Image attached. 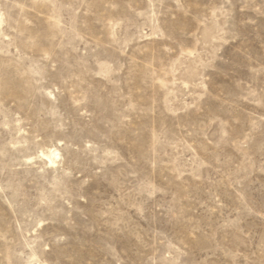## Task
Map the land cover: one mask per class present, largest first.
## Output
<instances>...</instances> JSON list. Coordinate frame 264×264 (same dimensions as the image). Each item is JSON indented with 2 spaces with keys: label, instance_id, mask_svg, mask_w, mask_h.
I'll return each instance as SVG.
<instances>
[{
  "label": "rangeland",
  "instance_id": "1",
  "mask_svg": "<svg viewBox=\"0 0 264 264\" xmlns=\"http://www.w3.org/2000/svg\"><path fill=\"white\" fill-rule=\"evenodd\" d=\"M0 14V264H264V0Z\"/></svg>",
  "mask_w": 264,
  "mask_h": 264
},
{
  "label": "bare ground",
  "instance_id": "2",
  "mask_svg": "<svg viewBox=\"0 0 264 264\" xmlns=\"http://www.w3.org/2000/svg\"><path fill=\"white\" fill-rule=\"evenodd\" d=\"M2 19H1V14H0V27H1V23H2ZM58 154V151L57 150H53L51 151L49 154H46V153H42L43 156L46 157L47 161L49 163H53L54 162V157Z\"/></svg>",
  "mask_w": 264,
  "mask_h": 264
}]
</instances>
